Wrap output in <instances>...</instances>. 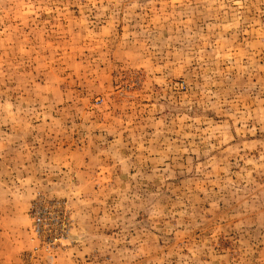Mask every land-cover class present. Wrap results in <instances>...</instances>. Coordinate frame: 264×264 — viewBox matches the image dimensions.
Listing matches in <instances>:
<instances>
[{
	"label": "rangeland",
	"instance_id": "rangeland-1",
	"mask_svg": "<svg viewBox=\"0 0 264 264\" xmlns=\"http://www.w3.org/2000/svg\"><path fill=\"white\" fill-rule=\"evenodd\" d=\"M0 264H264V0H0Z\"/></svg>",
	"mask_w": 264,
	"mask_h": 264
},
{
	"label": "built area",
	"instance_id": "built-area-1",
	"mask_svg": "<svg viewBox=\"0 0 264 264\" xmlns=\"http://www.w3.org/2000/svg\"><path fill=\"white\" fill-rule=\"evenodd\" d=\"M47 224V222L44 220V218L41 216L40 212L35 210L34 214V223H33V231L35 233H40L44 226Z\"/></svg>",
	"mask_w": 264,
	"mask_h": 264
}]
</instances>
